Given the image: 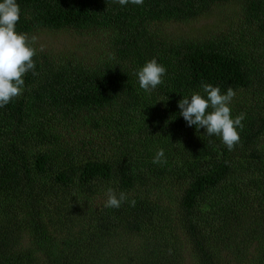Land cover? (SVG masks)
<instances>
[{
	"label": "trees",
	"instance_id": "16d2710c",
	"mask_svg": "<svg viewBox=\"0 0 264 264\" xmlns=\"http://www.w3.org/2000/svg\"><path fill=\"white\" fill-rule=\"evenodd\" d=\"M221 2H235L244 26L254 27L249 43L160 30L165 20L189 21ZM17 3V32L67 31L83 41L73 51H38V75L27 72L23 93L0 107V264H173L185 248L193 264H257L264 246V0ZM153 58L167 71L149 94L135 73ZM205 83L222 94L232 87V118L246 114L232 151L180 115L178 102L203 94ZM101 130L106 147L66 139ZM159 149L164 164L152 162ZM109 187L128 195L118 209L104 206ZM161 222L183 233L178 249L167 247ZM115 234L114 260L93 252Z\"/></svg>",
	"mask_w": 264,
	"mask_h": 264
},
{
	"label": "clouds",
	"instance_id": "9594fccd",
	"mask_svg": "<svg viewBox=\"0 0 264 264\" xmlns=\"http://www.w3.org/2000/svg\"><path fill=\"white\" fill-rule=\"evenodd\" d=\"M116 2L121 6L128 3L142 6L144 0H116ZM20 16L21 9L17 0H0V107H4L23 93L25 84L23 76L27 72L32 71L33 75H38L33 59L36 49L32 46L36 37L29 39L26 33L16 31ZM166 71V68L155 58L147 61L135 73L139 87L150 94L163 83ZM202 89L203 94L193 91L190 97L184 96L178 102L180 115L188 126H196L198 130L206 129L208 136H219L229 151L234 150L240 143V131L244 128L242 121L246 118L245 113H240L235 118L231 116L230 104L236 92L229 87L226 94H222L219 87L207 83L202 85ZM164 155V150L159 149L152 162L166 163ZM105 196L106 208L118 209L128 200L126 192L117 193L111 187L107 188ZM135 204V199L131 200V206L134 207Z\"/></svg>",
	"mask_w": 264,
	"mask_h": 264
},
{
	"label": "rangeland",
	"instance_id": "374dc122",
	"mask_svg": "<svg viewBox=\"0 0 264 264\" xmlns=\"http://www.w3.org/2000/svg\"><path fill=\"white\" fill-rule=\"evenodd\" d=\"M160 25V30L162 32L176 37H182L184 39L215 38L216 36L225 34V37L229 40L234 41L237 39L238 41L240 36H242L241 43H245L244 41L249 43V37L254 34V27L251 28L248 27V25L244 26L239 7L235 2L217 3L207 13L189 21L165 20L163 23H160ZM27 35L29 39L33 36L36 37V41L32 46L36 49L37 54L39 53L38 51H50L53 54L61 51L64 52L69 49L73 51V49L78 47L79 42L83 41V37H79L67 31L55 32L51 30H40ZM83 137L87 140L91 139V141L97 146H108V135L104 130L87 135L77 132L74 135L72 134L71 137L67 136L66 139H68L69 142H75ZM104 151L107 152L106 149H104ZM237 184L241 185L242 183L237 182ZM162 202L167 203L165 199H162ZM161 225L166 226L161 229ZM158 230L161 231L163 237L167 240V247L172 249V251L173 248H179V244L176 241H179L184 237L181 230L173 229L170 225H167L166 222H161ZM117 236L118 234H115L113 237H110L111 242L109 246H106L105 250H97L95 247L91 249L93 252L108 254L110 259L114 260L115 256L113 248L119 243ZM254 244L255 242H252L250 246L253 248ZM262 250L263 251L260 253L261 259L257 264H264V246L262 247ZM137 254H140V250H138ZM175 257L176 259H174ZM170 259L173 264H179L181 260L193 264V261L195 260L190 248L183 249L179 255H173ZM138 263H140V261H138L137 264ZM244 264H248V262L244 260Z\"/></svg>",
	"mask_w": 264,
	"mask_h": 264
}]
</instances>
